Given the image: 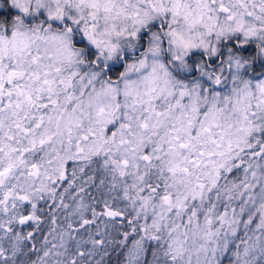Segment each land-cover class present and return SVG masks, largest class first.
Returning a JSON list of instances; mask_svg holds the SVG:
<instances>
[{
    "label": "snow or ice",
    "instance_id": "6c2138e0",
    "mask_svg": "<svg viewBox=\"0 0 264 264\" xmlns=\"http://www.w3.org/2000/svg\"><path fill=\"white\" fill-rule=\"evenodd\" d=\"M0 264H264V0H0Z\"/></svg>",
    "mask_w": 264,
    "mask_h": 264
}]
</instances>
